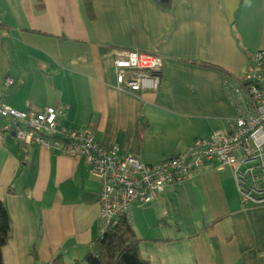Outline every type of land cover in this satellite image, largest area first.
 <instances>
[{
  "label": "crops",
  "instance_id": "obj_1",
  "mask_svg": "<svg viewBox=\"0 0 264 264\" xmlns=\"http://www.w3.org/2000/svg\"><path fill=\"white\" fill-rule=\"evenodd\" d=\"M0 0V97L24 110L55 108L64 126L92 127L158 164L236 117L226 75L264 50V0ZM113 50L162 59L156 91L113 86ZM11 78V87L4 86ZM100 183L83 158L0 142V199L11 219L3 264H73L100 236ZM130 224L150 264H264V209L241 203L232 172L207 164L149 204ZM56 260H59L55 262ZM62 262V263H61Z\"/></svg>",
  "mask_w": 264,
  "mask_h": 264
},
{
  "label": "built area",
  "instance_id": "obj_2",
  "mask_svg": "<svg viewBox=\"0 0 264 264\" xmlns=\"http://www.w3.org/2000/svg\"><path fill=\"white\" fill-rule=\"evenodd\" d=\"M113 86L133 94L159 88L162 59L138 50H113ZM14 81L5 78L9 88ZM228 100L236 117L228 131L216 130L195 139L183 152L158 164H144L130 153L96 141L92 127L81 130L63 125L53 107L24 110L9 106L0 97V142L15 137L22 147L40 146L71 158H83L99 180L100 236L119 220L130 221L131 211L151 203L168 188L186 182L207 164L229 168L246 207L264 209V50L249 57L240 76L226 78Z\"/></svg>",
  "mask_w": 264,
  "mask_h": 264
},
{
  "label": "trees",
  "instance_id": "obj_3",
  "mask_svg": "<svg viewBox=\"0 0 264 264\" xmlns=\"http://www.w3.org/2000/svg\"><path fill=\"white\" fill-rule=\"evenodd\" d=\"M163 10H169L171 0H151ZM86 11L91 18V0H84ZM6 27L0 23V28ZM222 71L226 77H232L218 66L201 64ZM11 219L8 211L0 199V264L2 263V248L6 245L10 236ZM140 239L136 236L129 221L121 219L110 227L105 234L98 236L92 244L91 250L81 259L73 264H150L140 253ZM59 260H56L57 262ZM62 263V262H61ZM63 264V263H62Z\"/></svg>",
  "mask_w": 264,
  "mask_h": 264
}]
</instances>
